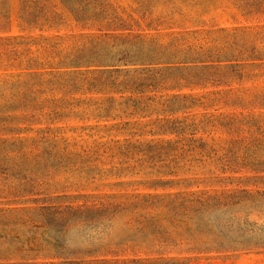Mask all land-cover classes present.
Segmentation results:
<instances>
[{
    "label": "rangeland",
    "instance_id": "rangeland-1",
    "mask_svg": "<svg viewBox=\"0 0 264 264\" xmlns=\"http://www.w3.org/2000/svg\"><path fill=\"white\" fill-rule=\"evenodd\" d=\"M129 33L186 38L184 70L118 93L72 74L101 68H61L83 48L109 58L104 36ZM196 197L224 204L210 232L168 206ZM101 202L123 208L104 229L109 264H264V0H0V264L94 248L79 213ZM202 241L214 249L189 252Z\"/></svg>",
    "mask_w": 264,
    "mask_h": 264
},
{
    "label": "trees",
    "instance_id": "trees-1",
    "mask_svg": "<svg viewBox=\"0 0 264 264\" xmlns=\"http://www.w3.org/2000/svg\"><path fill=\"white\" fill-rule=\"evenodd\" d=\"M113 21L115 22L107 24L108 27H111L110 25H117L118 28H114L110 31L130 30L121 18H114ZM104 39L109 40L108 42L110 45L108 44L107 46L115 51L114 53L111 51L109 52V55H111L109 58L96 60L99 54L98 52L93 51V48L90 50L83 48L79 51L65 54L61 62V65H63L61 68H89L93 65L102 69L98 71L99 75L96 78L85 76V74L90 72L88 70H85L83 73L74 72L72 74L76 78H80L77 76L83 75L84 77L80 78V81L88 86L109 87L114 92L118 93H143L145 89H148V85L152 86L150 83L153 84L155 82V75L159 70L165 69L169 71V73L167 77L162 78L160 81H156L157 86H160L161 83L164 84L165 82L173 81L170 79L174 76L175 72L184 70L182 65L187 62L185 61L187 58L189 59V47L184 48L187 41L186 38L171 37L168 41L163 43L160 41L159 36L129 33L127 35H107L104 36ZM101 55L102 54H100V56ZM129 65L148 67L146 70L148 76L142 79L130 77L129 72L131 71H126L121 68ZM102 74L107 76L103 81L101 80V77L104 76ZM120 75H122L123 78L117 81ZM128 100H130V98ZM138 102V100H135V103ZM111 109L113 108L111 107ZM108 110H110L109 107L106 111ZM169 126L170 125L166 123L161 127L167 128ZM223 205L224 204H222L218 197H196L189 199V205H185V201H181L180 203L172 201L168 204L173 210H181L182 212H187L189 210V231L194 234L210 232L207 231V228H209V230L212 228L209 215L218 212ZM122 209L120 204L115 202H101L94 207V209L81 211L79 213L81 214V224H85L89 221L84 217V214H86L87 211L92 213L91 219L95 228V234L92 238V241L95 242L94 248L84 247L70 251L61 245L54 244L52 246L53 254H51L49 258L57 260L58 264H109V261L103 258L117 257L119 252L115 250L117 249V243H114L113 240L105 234L104 229L110 223L111 218ZM50 217L55 222H58L59 225L60 222H63L64 225H60L61 229L66 226L69 220V212H59V214L51 215ZM60 229L58 230L59 233ZM215 236L217 237V235ZM213 243L214 242H211V244H209L207 241L195 243L189 247V252L197 254L209 252L214 249ZM214 245L218 247L217 244Z\"/></svg>",
    "mask_w": 264,
    "mask_h": 264
}]
</instances>
